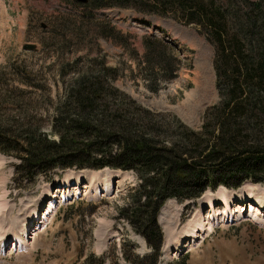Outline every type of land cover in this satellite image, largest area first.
<instances>
[{
  "label": "rangeland",
  "instance_id": "rangeland-1",
  "mask_svg": "<svg viewBox=\"0 0 264 264\" xmlns=\"http://www.w3.org/2000/svg\"><path fill=\"white\" fill-rule=\"evenodd\" d=\"M161 1L94 7L78 0H0V128L54 139L52 117L70 79L104 61L116 69L114 86L141 107L198 129L205 108L218 100L214 47L201 27L175 10L190 0ZM229 2L204 3L227 14ZM163 5L169 13L153 12ZM235 8L242 14V4ZM145 39L171 48L177 60L172 79H162L167 66L144 62ZM24 42L37 51L21 49ZM19 164L16 151H0V264H148L153 250L119 215L135 205L133 171L55 168L27 181ZM100 172L117 177L111 187L89 183L90 174ZM238 189L217 186L197 199H166L156 214L162 241L155 264H264V209L251 213L255 206L235 203L245 193L264 202V181H244ZM221 196L233 203L231 212L215 204ZM199 223L204 227L191 240Z\"/></svg>",
  "mask_w": 264,
  "mask_h": 264
},
{
  "label": "trees",
  "instance_id": "trees-1",
  "mask_svg": "<svg viewBox=\"0 0 264 264\" xmlns=\"http://www.w3.org/2000/svg\"><path fill=\"white\" fill-rule=\"evenodd\" d=\"M206 1L175 3L214 47L218 100L205 108L198 129L174 115L171 123L163 121L165 114L141 107L114 86L116 69L104 61L70 79L52 117L54 139L26 128H0V151L18 153L27 181L55 168L133 171L135 205L121 208L119 215L153 250L148 264H155L161 245L156 214L166 199L193 200L218 185L238 189L244 181H264V102L259 98L264 95V0H229L227 14ZM240 4L242 14L235 8ZM153 12L170 11L163 5ZM142 56L153 68L167 66L163 80L174 77L177 60L168 45L145 39ZM157 89V84L149 88Z\"/></svg>",
  "mask_w": 264,
  "mask_h": 264
},
{
  "label": "bare ground",
  "instance_id": "bare-ground-1",
  "mask_svg": "<svg viewBox=\"0 0 264 264\" xmlns=\"http://www.w3.org/2000/svg\"><path fill=\"white\" fill-rule=\"evenodd\" d=\"M198 101H199V100H198ZM198 101H197V102H198ZM186 105H187V107H191V106L193 105V102L189 101L188 104L186 103ZM102 171H103V170H102ZM95 172H97V171H95ZM83 176L86 177V176H88V175H85V173H84ZM116 176H118V175H116ZM114 178H117V177L112 176V175L107 174V173L100 172V173H97V174H94V175H93V174H90V176H89V183L92 182L94 185L99 184V183H105V184H106V187L109 188V187H111V185H112V184H111V181H112V179H114ZM220 187H222V186H220ZM236 189H237V188H236ZM236 189H235V190H236ZM240 189H241V188H239L238 190H240ZM238 190H236V191H238ZM232 192H235V191H232ZM222 193H223V192H222ZM245 194H248V195H244V196H242V197H237V198L235 199V203H236V204H240V205L243 206V204H246V203L248 202L250 205L255 206L256 209L253 208V207H250V209H251V213L259 212V211H261V210L264 209V202H263V200L254 197V196L251 195L250 193H245ZM198 198H199V197H198ZM196 199H197V198H196ZM216 199H218V197H214V198H213V202H214V201L216 202ZM213 202L210 203L209 208H210V211L213 210V211H214V214L216 215L215 205L212 206V205H213ZM215 204H220V205H222L223 208H226V209H227V210H226L227 212H231V211H232L233 203H232L231 201L227 200V199H224L222 196L217 200V203H215ZM227 212H225V213H226V214H225V218H226V217H227V218L230 217L229 213H227ZM232 216H233V215H231V220H232ZM223 218H224V217H223ZM212 221H213V220H212ZM203 227H204L203 224L199 223V224L197 225V227H196V228H197L196 231L193 230L192 232L189 233V238H192L191 240H193V239H195L196 237H198L197 232H198L199 229H201V228H203ZM196 239H197V238H196Z\"/></svg>",
  "mask_w": 264,
  "mask_h": 264
},
{
  "label": "water",
  "instance_id": "water-1",
  "mask_svg": "<svg viewBox=\"0 0 264 264\" xmlns=\"http://www.w3.org/2000/svg\"><path fill=\"white\" fill-rule=\"evenodd\" d=\"M79 1H85V0H79ZM21 49L23 50H30V51H37V45L35 43L30 42H24L21 44Z\"/></svg>",
  "mask_w": 264,
  "mask_h": 264
}]
</instances>
